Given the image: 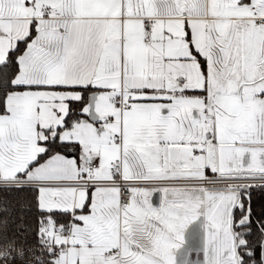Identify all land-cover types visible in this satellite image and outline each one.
Instances as JSON below:
<instances>
[{"label": "snow or ice", "instance_id": "1", "mask_svg": "<svg viewBox=\"0 0 264 264\" xmlns=\"http://www.w3.org/2000/svg\"><path fill=\"white\" fill-rule=\"evenodd\" d=\"M254 190L264 0H0V264H264Z\"/></svg>", "mask_w": 264, "mask_h": 264}, {"label": "trees", "instance_id": "2", "mask_svg": "<svg viewBox=\"0 0 264 264\" xmlns=\"http://www.w3.org/2000/svg\"><path fill=\"white\" fill-rule=\"evenodd\" d=\"M29 198L27 193H10L5 194L0 192V200H7L13 205L19 207L20 204L24 203ZM253 205L256 210L259 212L264 209V192L259 190H254L253 192ZM33 222L32 218H28V223L31 224Z\"/></svg>", "mask_w": 264, "mask_h": 264}]
</instances>
